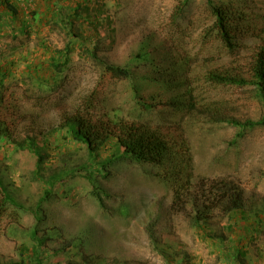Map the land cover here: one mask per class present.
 Listing matches in <instances>:
<instances>
[{
	"label": "rangeland",
	"instance_id": "374dc122",
	"mask_svg": "<svg viewBox=\"0 0 264 264\" xmlns=\"http://www.w3.org/2000/svg\"><path fill=\"white\" fill-rule=\"evenodd\" d=\"M24 1L12 0L19 15L15 19L5 15L8 25L0 28V73L5 77L0 118L13 130L11 139L0 140V172L15 196L35 209L46 188L35 176L36 156L26 148L27 136L48 135L53 163L74 166L87 159L86 147L70 138L61 124L89 101L99 113L143 119L170 143L171 151L163 167L128 159L115 163L108 176L100 178L106 193L103 204L80 176L44 201L40 235L48 234V250L78 236L84 227L94 232L84 256L77 250L64 251L55 261L89 257V264H168L154 249L150 225L155 235L173 245V264H181L184 254V264H264V126L246 129L236 139L238 128L215 122L205 113L223 106L240 120L264 114V103L253 87L213 85L205 79L213 69H250L263 43L264 0H214L242 13L233 51L219 37L207 0L181 6L182 15L178 13L182 0H49L55 5L52 10L59 4L80 3L73 28L86 40L91 38L92 43H86L100 57L129 65L130 78L114 77L98 60L80 52L78 41L65 71L53 74L48 66L51 52L62 49L68 38L60 28L48 25V0ZM3 10L5 5L0 6ZM143 47L154 63L152 58L147 66L134 59ZM164 69L178 78L172 88L153 81ZM184 82H192L197 106L176 110L165 105L171 95L188 89ZM134 85L157 105L144 116ZM188 179L194 189L207 179L234 181L244 189V219L239 212L237 223L219 217L214 221L226 239L214 240L186 214L172 211L174 191ZM1 199L0 193V205ZM32 209L0 207V261L19 259L20 246L31 241L26 231L38 220Z\"/></svg>",
	"mask_w": 264,
	"mask_h": 264
},
{
	"label": "trees",
	"instance_id": "16d2710c",
	"mask_svg": "<svg viewBox=\"0 0 264 264\" xmlns=\"http://www.w3.org/2000/svg\"><path fill=\"white\" fill-rule=\"evenodd\" d=\"M191 1L182 0L178 8L179 15H182L184 11L181 6L187 7ZM207 3L215 17L214 26L219 37L227 49L233 51L236 47L237 35L239 34L240 25L238 24L243 23L242 13L225 4H216L214 0H207ZM48 4V25L60 28L68 38L62 49H54L51 52L48 66L53 74H62L65 71L70 64L71 54L76 50V42L78 41L80 43L79 51L87 54L93 60H98L100 65L114 77L130 78L132 76L133 71L129 65H120L100 57L97 51L86 43L88 41L91 42V38L86 40L81 33L73 28L80 3L72 7L59 4L54 10L52 9L55 5L53 6L49 0ZM1 5H5V10L0 12V28L3 24L8 25L4 21L5 15L11 14L14 19L19 15L18 7L12 0H0ZM22 31L25 32V29L22 28ZM147 50L143 47L134 58L143 60L146 66L149 64L150 58H152V63L155 62L152 54ZM156 67L159 66L156 65ZM56 75H52L53 81L56 80ZM177 79L173 77L170 70L164 69L159 70L158 76L153 78V81L172 88L176 84ZM205 79L213 85L251 86L255 89L256 96L264 103V38L263 43L258 45L257 51L253 55L250 69L247 72L236 71L233 68L213 69L205 75ZM191 84L192 82L188 84L184 82L188 89L182 95H171L164 101L166 102L165 105L176 110L196 107L195 97L197 98V96H195ZM4 87L5 77L0 73V106L3 102L2 92ZM134 93L138 107L143 111L140 112L141 116L157 107L153 102H149L142 96L139 86L134 85ZM222 107L208 108L205 113L207 112L215 122H227L238 128L236 139L243 137L246 129L264 126V114L258 119L240 120L229 116ZM95 108V105L89 101L86 105L78 107L73 113L66 115L61 124V128L66 129L70 138L81 143L87 149V159L78 165L66 166L62 163H53L48 149V135L39 133L35 136L26 137V148L36 156L35 176L46 185L37 208L32 209L20 201L0 172L1 209L4 210L13 205L23 211L32 209L38 216L36 224L26 231L31 241L20 246L19 259L0 261V264H89V257L87 259L85 257H69L64 263L55 261V256H60L64 251L77 250L79 255L84 256L86 254L85 247L94 232L91 227H84L78 236L65 241L66 243H62L59 247L48 250L46 247L48 234L43 231L44 233L40 235L42 203L52 198L64 183L76 176H80L90 183L93 195L103 204L105 202L103 195H106V193L100 186V178H106L115 163L128 159L158 168L163 167L164 162L170 156V143L157 131L154 132V129L147 125V122L143 119H130L119 115L113 116L109 112L99 113ZM12 136L13 130L11 126L7 120L0 118V140L3 138L11 139ZM107 148H109L108 152L103 154V149ZM246 206L245 191L239 183L226 179H207L194 189L188 179L182 181L176 187L171 209L173 212L186 214L192 219L195 226L202 229L207 236L214 240H224L227 235L222 230H218L216 226H219V224L214 223L215 219L218 217L224 218L227 222L235 219L237 223L239 221L237 213L241 212L243 215L240 220L242 221ZM123 210L128 212L129 209L125 207ZM231 227L232 225L229 223L228 229ZM147 230L155 251L161 254L168 264H173L174 253L170 252L173 249V245L168 241V238L160 239L159 236L155 235V231L150 225ZM176 255L179 256V253H176ZM182 257L181 264H184L185 254ZM235 257L240 260L237 253H235ZM132 264L139 263L132 262Z\"/></svg>",
	"mask_w": 264,
	"mask_h": 264
},
{
	"label": "built area",
	"instance_id": "2783aa9c",
	"mask_svg": "<svg viewBox=\"0 0 264 264\" xmlns=\"http://www.w3.org/2000/svg\"><path fill=\"white\" fill-rule=\"evenodd\" d=\"M20 2H25L24 0H19ZM28 2L32 3L34 0H27Z\"/></svg>",
	"mask_w": 264,
	"mask_h": 264
}]
</instances>
